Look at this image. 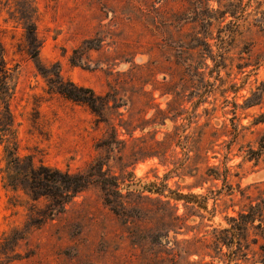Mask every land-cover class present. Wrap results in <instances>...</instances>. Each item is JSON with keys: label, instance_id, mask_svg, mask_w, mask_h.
<instances>
[{"label": "rangeland", "instance_id": "obj_1", "mask_svg": "<svg viewBox=\"0 0 264 264\" xmlns=\"http://www.w3.org/2000/svg\"><path fill=\"white\" fill-rule=\"evenodd\" d=\"M3 68L0 264H264V0H0Z\"/></svg>", "mask_w": 264, "mask_h": 264}, {"label": "trees", "instance_id": "obj_2", "mask_svg": "<svg viewBox=\"0 0 264 264\" xmlns=\"http://www.w3.org/2000/svg\"><path fill=\"white\" fill-rule=\"evenodd\" d=\"M1 69H0V73H5V74L7 73V71H5L4 68H3V70H1ZM61 91L62 92H60V93H65V92H63V90H61ZM9 100H10V92L6 88V83L4 81L0 82V102L3 105V108L6 110L7 118L9 116L8 115L9 114ZM11 125L12 124H6V126H4L2 129V124H1V120H0V142H1L2 147H3V154H4L5 161L8 165L15 164L17 162V160L19 159L18 145H17L15 139L13 137H11V135H12ZM8 178H9V176H4L5 186L11 188L12 190H15L16 189L15 185L12 184L8 180ZM82 187H83L82 183L77 185V189H80ZM156 191H157V188L154 190V192L159 193ZM174 199L175 200H181V199L186 200L187 197L183 196V195H178Z\"/></svg>", "mask_w": 264, "mask_h": 264}]
</instances>
